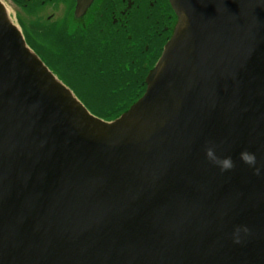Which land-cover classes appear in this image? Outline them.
I'll use <instances>...</instances> for the list:
<instances>
[{"label":"water","instance_id":"obj_1","mask_svg":"<svg viewBox=\"0 0 264 264\" xmlns=\"http://www.w3.org/2000/svg\"><path fill=\"white\" fill-rule=\"evenodd\" d=\"M169 3L146 94L106 122L0 2V264H264V0Z\"/></svg>","mask_w":264,"mask_h":264},{"label":"flooded vegetation","instance_id":"obj_2","mask_svg":"<svg viewBox=\"0 0 264 264\" xmlns=\"http://www.w3.org/2000/svg\"><path fill=\"white\" fill-rule=\"evenodd\" d=\"M0 2L32 49L41 46L39 36L58 29L60 44H80L79 48L71 45L72 52L64 51L62 57L72 54L80 76L103 79L111 75L133 81L134 89L121 92L131 90L140 97L178 23L169 0H92L85 10L79 8V0ZM93 50L97 56L89 55ZM113 59L114 63L104 65Z\"/></svg>","mask_w":264,"mask_h":264},{"label":"rangeland","instance_id":"obj_3","mask_svg":"<svg viewBox=\"0 0 264 264\" xmlns=\"http://www.w3.org/2000/svg\"><path fill=\"white\" fill-rule=\"evenodd\" d=\"M56 31L55 32L48 31V33H44L42 36H39L41 37L40 38L41 46H36L33 49L36 53L38 52L37 54L39 56L40 55L42 56V58L44 59V62L48 66L47 68L49 69H53V65H54L53 58L59 59L60 57H63L64 55H66L64 53L66 46L64 44L59 43L61 42L60 40L61 32L58 29H56ZM71 45L74 46L75 48L76 47L79 48L80 46V44H75V43ZM89 53H90L89 55L95 56L96 55L95 53L97 52L93 50L92 52H89ZM67 62L69 63L70 67H68L67 65V66H64L63 68V66L55 65V67L58 68V73H56L57 75L56 74L55 75L56 77L59 78L61 82H63L74 93V96L91 113H96V111L98 113L105 112L104 109H106V107L104 108L98 105L97 97H100L104 95L105 93L107 94V91H110V90L113 91V93L108 94V96L111 97L115 93H120L123 90V88H129V86L131 89L135 88V84L133 83V81L123 80V79L120 80V77H117V76L113 77L111 75H108L106 77L104 76L103 79L83 78V77L72 79L71 77L68 76L69 73H73V74L76 73L77 75H79V72L81 71L77 69V66H73V63L70 60H68ZM111 63H114V59L112 61L106 60V63L104 65H110ZM106 69H107V66H106ZM123 99L126 102H128V104L130 105V101L128 97H124ZM130 106H132V104Z\"/></svg>","mask_w":264,"mask_h":264},{"label":"trees","instance_id":"obj_4","mask_svg":"<svg viewBox=\"0 0 264 264\" xmlns=\"http://www.w3.org/2000/svg\"><path fill=\"white\" fill-rule=\"evenodd\" d=\"M68 43V42H67ZM66 46L65 48V51H68V52H72L71 50V42L68 43V44H64ZM69 48V49H68ZM68 59L66 58H62L60 57L59 59L56 58L54 59L53 57V70L56 73H58V68L55 67V65H60L62 64V66H67L70 67L69 63L67 62L68 60L71 61V57H72V54L68 53L67 56H66ZM89 57V55H88ZM73 66H76V64H73ZM60 72V71H59ZM57 75V74H56ZM69 76V75H68ZM71 77L72 79H77V78H82V75L81 76H69ZM85 80V79H83ZM128 89H131L130 86ZM109 93H113L112 90L110 91H107V94L105 93L104 95L100 96V97H97V100H98V105H100L101 107H106L105 112H100L98 113L96 111V113H93L95 116H98L100 117V119H103L105 120L106 122L107 121H113L115 120L116 118H118L122 113H124L126 110H128L130 108V105L135 103L137 101V99L140 97V96H134L133 93H131V90H125L118 94H114L113 96L109 97L108 94ZM107 97H106V96ZM124 97H128L129 98V101H130V105L128 104V102H126L123 98ZM122 99V100H121ZM120 100V102H119Z\"/></svg>","mask_w":264,"mask_h":264},{"label":"clouds","instance_id":"obj_5","mask_svg":"<svg viewBox=\"0 0 264 264\" xmlns=\"http://www.w3.org/2000/svg\"><path fill=\"white\" fill-rule=\"evenodd\" d=\"M205 154H206V158L212 162L213 164H215L217 167H219L221 169V171H228L231 170L235 164L234 161L232 160V158L229 157H220L217 154L216 151V147L213 143L208 142L206 148H205ZM240 159L247 164L249 167H252L257 174H259L261 172V169L259 167H257V156L255 153L250 152L248 150H244L240 153ZM241 231L247 232L248 229L246 226L243 227H237L234 233L235 236V242L239 243V234Z\"/></svg>","mask_w":264,"mask_h":264}]
</instances>
